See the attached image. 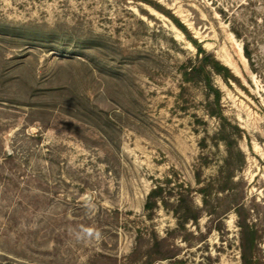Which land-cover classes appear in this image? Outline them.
<instances>
[{
  "label": "rangeland",
  "instance_id": "rangeland-1",
  "mask_svg": "<svg viewBox=\"0 0 264 264\" xmlns=\"http://www.w3.org/2000/svg\"><path fill=\"white\" fill-rule=\"evenodd\" d=\"M211 112L243 130L241 220L203 211ZM252 237L264 264V0H0V264H242Z\"/></svg>",
  "mask_w": 264,
  "mask_h": 264
},
{
  "label": "trees",
  "instance_id": "trees-1",
  "mask_svg": "<svg viewBox=\"0 0 264 264\" xmlns=\"http://www.w3.org/2000/svg\"><path fill=\"white\" fill-rule=\"evenodd\" d=\"M178 27L182 30L184 34L188 33L187 28L178 22ZM239 36V34L236 32ZM193 45H198L195 40L192 38ZM199 51L204 50L199 48ZM245 56L248 60H251V55L245 46ZM212 71L219 75L226 83L230 80H236L235 76H233L230 69L220 62L213 60L211 62ZM207 87L214 91L216 95V100L219 101L221 97V92L219 89L214 88L213 85L209 82ZM211 116L215 117L219 121L220 129L215 135L216 142H222L226 148V157L223 160V165L220 167L218 176L206 183L202 188L199 189V194L202 197L203 202V211L211 216V217H218L221 219V212L218 210L219 208L214 206L213 197H219V195L225 194V197L230 202V211H234L238 218L242 219V210L244 209V205L238 199V189L237 185L238 182L236 180V173L241 172L245 165H246V156L240 148L239 141L243 138V130L237 124H232L221 112H211ZM156 191H153L149 195V202L147 204V209L151 207V200L156 196ZM231 200V201H230ZM175 217L178 222V226L180 228H185V226L189 223H193L195 225L198 224L200 219V210L197 209L193 203H190L189 200L185 198H181L178 201L177 210L174 211ZM240 227L243 229L242 222H239ZM253 236V235H252ZM252 241L250 242V247L246 245V240H241V262L242 264H258L253 262L252 259V248L255 247L254 241L255 238L252 237ZM150 248L147 252V258L149 261H156V260H165L169 259L167 254L157 251L161 250V243L156 236L153 234L151 240ZM158 255V256H157Z\"/></svg>",
  "mask_w": 264,
  "mask_h": 264
}]
</instances>
